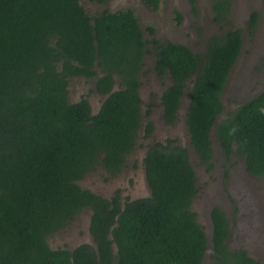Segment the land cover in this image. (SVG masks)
Wrapping results in <instances>:
<instances>
[{"label": "trees", "instance_id": "1", "mask_svg": "<svg viewBox=\"0 0 264 264\" xmlns=\"http://www.w3.org/2000/svg\"><path fill=\"white\" fill-rule=\"evenodd\" d=\"M210 1L214 22L225 24L233 0ZM142 3L156 11L162 0ZM258 19L253 11L250 32ZM147 32L151 38L130 8L90 15L80 0H0V264H203L208 251L211 264H262L229 246L219 205L209 242L193 210L196 172L175 139L146 145L148 196L122 200L120 189L106 197L80 184L98 167L106 179L119 176L141 133L153 136L151 107L143 110L140 93L148 54L164 84L166 124L179 120L188 98L185 123L200 163L214 166L215 131L226 160L241 156L251 176L264 177V91L220 118L242 29L213 33L201 54L161 42L152 26ZM79 79L94 84L96 111L87 94L71 100ZM85 210L92 243L51 247L49 238Z\"/></svg>", "mask_w": 264, "mask_h": 264}, {"label": "rangeland", "instance_id": "2", "mask_svg": "<svg viewBox=\"0 0 264 264\" xmlns=\"http://www.w3.org/2000/svg\"><path fill=\"white\" fill-rule=\"evenodd\" d=\"M88 14L94 15L104 9L117 11L130 8L138 16L145 36L151 38L147 27L155 29V37L161 42L182 43L196 53H203L206 42L213 33L229 28H241L243 46L235 63L228 82L224 88L222 100L225 110L220 118L233 112L240 104L264 91V0H233L228 21L220 25L214 22V11L210 0H195L197 12H194L192 0H162L160 8L150 10L142 0H80ZM253 11L259 13L257 26L253 32L248 30V20ZM181 15V22L178 21ZM151 51L152 46H150ZM154 56L145 57V73L142 76L140 89L143 98V110L151 107V119L154 121L153 136L145 139L143 132L138 146L127 159V164L119 176L106 179V172L98 167L80 181L82 187L110 197L117 189L121 190L122 200L125 197L138 198L148 196L150 189L146 181L143 157L147 144L152 140L175 139L185 147L193 163L199 192L193 203V210L198 214L211 242L213 224L211 210L219 205L225 211L230 223L229 246L245 248L249 255L264 264V177L255 178L247 169L243 157L234 154L226 160L215 131L212 133L214 166L210 170L201 164L192 146L185 115L188 98L183 100L179 120L174 125L164 122L160 106V95L164 84L158 79L153 69ZM94 84L79 79L72 83L71 100H78L87 94L96 111L101 102L100 96L91 92ZM219 118V119H220ZM90 210L82 212L69 226L49 238L51 247L73 249L83 242L92 243L89 232ZM208 251L203 264H211Z\"/></svg>", "mask_w": 264, "mask_h": 264}, {"label": "water", "instance_id": "3", "mask_svg": "<svg viewBox=\"0 0 264 264\" xmlns=\"http://www.w3.org/2000/svg\"><path fill=\"white\" fill-rule=\"evenodd\" d=\"M209 240V239H208ZM209 242H210V240H209Z\"/></svg>", "mask_w": 264, "mask_h": 264}, {"label": "flooded vegetation", "instance_id": "4", "mask_svg": "<svg viewBox=\"0 0 264 264\" xmlns=\"http://www.w3.org/2000/svg\"><path fill=\"white\" fill-rule=\"evenodd\" d=\"M262 93V92H261ZM245 249V248H244Z\"/></svg>", "mask_w": 264, "mask_h": 264}]
</instances>
